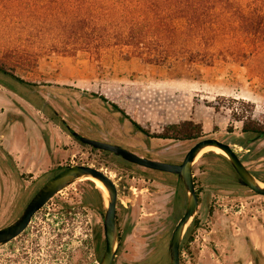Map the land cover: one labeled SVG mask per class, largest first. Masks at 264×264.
Returning a JSON list of instances; mask_svg holds the SVG:
<instances>
[{"label": "rangeland", "instance_id": "374dc122", "mask_svg": "<svg viewBox=\"0 0 264 264\" xmlns=\"http://www.w3.org/2000/svg\"><path fill=\"white\" fill-rule=\"evenodd\" d=\"M41 10L42 0H0V137L7 128L6 139H22L33 121L45 125L44 139L52 137L54 150L48 169L19 171L0 148V228L57 171L87 165L110 175L117 187L113 264H168L169 232L184 199L177 177L81 145L58 124L64 120L81 135L103 134L141 157L174 163L196 141L214 138L232 145L244 166L264 180V139L252 142L261 134L241 131L246 118L264 130V48L254 53L241 38L222 36L191 42V56L167 54L157 65L125 48L103 50L98 59L58 48L52 53L66 40L52 29L57 19ZM184 41L180 37L178 46ZM205 51L210 55L202 58ZM185 120L201 125L199 138L151 139ZM215 154L203 153L193 164L199 205L180 264H264V197L241 186ZM89 182L75 181L50 198L18 237L0 245V264H98L103 244L93 238L102 231L103 205Z\"/></svg>", "mask_w": 264, "mask_h": 264}, {"label": "trees", "instance_id": "16d2710c", "mask_svg": "<svg viewBox=\"0 0 264 264\" xmlns=\"http://www.w3.org/2000/svg\"><path fill=\"white\" fill-rule=\"evenodd\" d=\"M42 3L41 12L53 17L54 22L57 19L52 27L55 34L66 40L64 45L61 41L60 46H53L52 53L58 48L60 53L74 56L79 52L88 59H98L103 50L125 48L128 55L157 65L164 63L167 54L191 56L193 52L187 46L191 42H216L222 36L241 38L252 45L254 53L264 48V0H42ZM47 17L40 16L45 20ZM180 37H186L183 46H178ZM209 55L205 51L201 57ZM16 81L26 84L20 79ZM92 95L107 102L103 96ZM242 117L234 119L239 121ZM242 125L243 133H264L262 125L250 118L243 120ZM201 131L200 124L185 120L167 125L151 137L189 141L199 138Z\"/></svg>", "mask_w": 264, "mask_h": 264}, {"label": "water", "instance_id": "95a60500", "mask_svg": "<svg viewBox=\"0 0 264 264\" xmlns=\"http://www.w3.org/2000/svg\"><path fill=\"white\" fill-rule=\"evenodd\" d=\"M69 132L81 144L110 152L124 161L142 168L156 172L175 174L180 178L186 192L187 204L184 215L180 218L171 233L168 247L169 264H179V244L185 228L193 218L197 209V199L192 183L191 168L200 155L206 152H212L208 150L209 148L222 152L223 157L234 170L237 176V182L241 186L258 196L264 197V183L247 170L234 152L232 145L217 139L204 138L196 141L186 151L180 164H172L150 160L117 145L89 139L71 130ZM259 136L261 135L257 137ZM83 178H91L98 181L106 191L107 199L106 204L103 206L102 219L104 250L98 264H112L118 245L115 226L116 188L114 183L103 172L87 165H68L48 179L32 196L18 218L11 224L0 229V245L6 244L18 237L27 228L35 213L57 192Z\"/></svg>", "mask_w": 264, "mask_h": 264}, {"label": "crops", "instance_id": "0c3cea01", "mask_svg": "<svg viewBox=\"0 0 264 264\" xmlns=\"http://www.w3.org/2000/svg\"><path fill=\"white\" fill-rule=\"evenodd\" d=\"M9 125L11 124H8V127ZM38 125L36 122L27 121L29 131L22 139H6L7 134L9 135L7 128L0 137V148L11 158L19 171L46 170L51 165V155L54 153L51 148L52 137L50 141L45 140V125L41 124V128ZM60 138L65 141L64 136Z\"/></svg>", "mask_w": 264, "mask_h": 264}, {"label": "flooded vegetation", "instance_id": "af4514ba", "mask_svg": "<svg viewBox=\"0 0 264 264\" xmlns=\"http://www.w3.org/2000/svg\"><path fill=\"white\" fill-rule=\"evenodd\" d=\"M129 123L138 131V132H140V133H142L143 135H145L146 137H147V134H145V133H143V132H141V131H139L134 125H133V123L131 122V121H129ZM58 126H62V127H64L65 128V130H67V132H68V134L71 136V134H70V130L71 131H74V130H72V129H70L69 128V126L66 124V122L64 121V120H62L61 121V123L60 124H58ZM74 132H76V131H74ZM76 133H78V132H76ZM79 134V133H78ZM79 135H81V134H79ZM81 136H84V137H86V138H89V139H93V140H96V141H101V142H107V143H110V144H112V145H117V146H119V147H122V148H125V149H127V150H129V151H131V152H135V151H133V150H130V149H128L127 147H125V146H122V145H120V144H118V143H115V142H113L112 140H111V138H108L107 136H105V135H103V134H101V137H94V136H89V135H81ZM256 136V135H255ZM71 138L73 139V140H75L76 142H78L76 139H74L72 136H71ZM151 139H157V140H160V141H166V139H158V138H151ZM258 139H264V133H262L261 134V136H259V137H257V138H255V139H253L252 140V142H254V141H256V140H258ZM167 141H180V140H170V139H168ZM79 144H81L80 142H78ZM81 145H84V144H81ZM84 146H89V145H84ZM90 148H92V149H95V148H93V147H91V146H89ZM95 150H98V151H101V152H103V153H106V154H110V155H112V156H114V157H117L118 159H120L121 161H123V162H125V163H128V164H131V163H129V162H126V161H124L123 159H121L120 157H118V156H116V155H114V154H112V153H110V152H107V151H103V150H99V149H95ZM136 154V153H135ZM211 154V153H210ZM214 155V154H213ZM215 155H218V154H215ZM8 156V155H7ZM140 156V155H139ZM9 157V156H8ZM219 157H221V158H223V160H225V161H227L223 156H219ZM10 158V157H9ZM145 158V157H144ZM11 159V158H10ZM148 159V158H147ZM150 160H154V161H159V162H166V163H172V164H180V163H174V162H172V161H163V160H155V159H150ZM228 162V161H227ZM13 163V162H12ZM228 164H229V162H228ZM131 165H134V164H131ZM230 165V164H229ZM244 165V164H243ZM134 166H137V165H134ZM137 167H140V166H137ZM65 168V167H64ZM64 168H62V169H60L59 171H57L54 175H56L58 172H60L61 170H63ZM140 168H142V167H140ZM230 168H231V170H232V172L235 174V172H234V170L232 169V167L230 166ZM97 169V168H96ZM145 169V168H144ZM192 169H193V166H192V168H191V175H192V183H193V186H194V192H195V195H196V199H197V209H198V205H199V201H198V195H197V191H196V189H195V184H194V179H193V173H192ZM99 170V169H98ZM148 170V169H147ZM248 170V169H247ZM101 171V170H100ZM152 171V170H151ZM101 172H103V171H101ZM156 172V171H155ZM104 173V172H103ZM159 173H162V172H159ZM113 183H114V181L111 179V177L109 176V175H107L106 173H104ZM165 174H169V175H173V176H175V177H177V179H178V183L180 184V186H181V189H182V192H183V194H184V199H183V207L180 209L182 212L180 213L179 211L173 216L174 217V221H173V224H172V226H171V229H170V232H169V239H168V245H167V254H168V264H169V241H170V237H171V233H172V231H173V229L175 228V226H176V224L178 223V221L180 220V218L184 215V212H185V209H186V204H187V201H186V192H185V190H184V187H183V184H182V182H181V180H180V178L177 176V175H175V174H170V173H165ZM53 175V176H54ZM236 175V174H235ZM53 176H51V177H53ZM237 177V176H236ZM258 178V177H257ZM50 179V178H49ZM260 181H263L264 182V180H262L261 178H258ZM89 182V181H88ZM89 183H91V182H89ZM91 185H93L92 183H91ZM114 185H115V188H116V202H115V226H116V233H117V240H118V245H117V249H118V246H119V233H118V227H117V221H116V210H117V203H118V194H117V187H116V184L114 183ZM93 187H94V185H93ZM94 189H95V187H94ZM38 191V190H37ZM36 191V192H37ZM95 191H97L96 189H95ZM35 192V193H36ZM97 193H99L98 191H97ZM99 195H100V193H99ZM32 198V197H31ZM52 198V197H51ZM100 198H101V195H100ZM101 201H102V198H101ZM29 202V201H28ZM27 202V203H28ZM102 205H103V202H102ZM26 206V205H25ZM104 206V205H103ZM42 208V207H41ZM40 208V209H41ZM24 209V208H23ZM39 209V210H40ZM197 209H196V212H195V214H194V216H193V218L191 219V221L189 222V224L187 225V227L185 228V231H184V233H183V235H182V238H181V241H180V244H179V264H180V257H181V253H182V244H183V241L185 240V236H186V234H187V232H188V230H189V228L191 227V225H192V223H193V221L195 220V217H196V214H197ZM38 210V211H39ZM37 211V212H38ZM36 212V213H37ZM35 213V214H36ZM18 218V217H17ZM16 218V219H17ZM15 219V220H16ZM32 219V218H31ZM102 219H103V207H102ZM14 220V221H15ZM1 229V228H0ZM101 229H102V231H98V232H96L95 233V235H94V238H93V240L96 242V244H99V243H102L103 244V250H104V237H103V226L101 227ZM117 249H116V252H117ZM116 252H115V255H114V258H115V256H116ZM102 253H103V251H102ZM101 256H102V254H101ZM101 258V257H100ZM114 258H113V261H114ZM100 260V259H99ZM112 264H113V262H112Z\"/></svg>", "mask_w": 264, "mask_h": 264}, {"label": "bare ground", "instance_id": "6f19581e", "mask_svg": "<svg viewBox=\"0 0 264 264\" xmlns=\"http://www.w3.org/2000/svg\"><path fill=\"white\" fill-rule=\"evenodd\" d=\"M208 150L214 151L216 154L223 156L222 152L217 150V149L209 148ZM80 180H88V181L92 182L94 184V186H95V189H97V191L101 195L103 205L106 204V199H107L106 191H105L104 187L98 181H96L94 179H91V178H83V179H80Z\"/></svg>", "mask_w": 264, "mask_h": 264}]
</instances>
